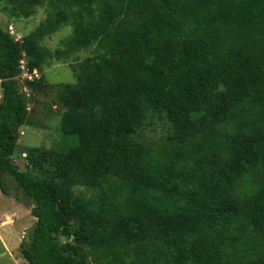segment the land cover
Returning a JSON list of instances; mask_svg holds the SVG:
<instances>
[{"label":"trees","instance_id":"obj_1","mask_svg":"<svg viewBox=\"0 0 264 264\" xmlns=\"http://www.w3.org/2000/svg\"><path fill=\"white\" fill-rule=\"evenodd\" d=\"M8 1L47 12L20 41L0 26V191L8 175L31 200L26 264H264V0ZM62 25L56 52L94 45L56 92L76 143L34 174L12 161L20 60L41 68ZM154 116L170 133L151 151L135 138Z\"/></svg>","mask_w":264,"mask_h":264},{"label":"rangeland","instance_id":"obj_2","mask_svg":"<svg viewBox=\"0 0 264 264\" xmlns=\"http://www.w3.org/2000/svg\"><path fill=\"white\" fill-rule=\"evenodd\" d=\"M12 4L8 0H0V26L9 32V26L13 28L14 38L22 37L34 30L46 18V5L36 7V10L29 17L15 16L11 10ZM71 34L70 25H62L54 33L43 38L41 44L50 52L41 68H34L37 73L32 80H40L41 85L30 92L25 86V77L19 75V81L22 89L27 93V120L18 132L19 136L14 141L16 148L12 161L22 170H29L34 174L39 171L32 170V162H42L47 168L51 162L48 156L44 154H53L58 151H64L76 143V137L65 135L60 129V118L63 112V106L56 100L57 88L60 84L74 83L76 81L75 69L77 63L84 57L91 55L94 45L81 48L70 55H64L61 51L65 46V40ZM24 64L26 60L22 59ZM1 96V87H0ZM170 133V125L164 119H158L154 116L152 121L148 122L137 131L136 142L145 149L154 151L159 149L166 137ZM36 148L35 156L29 154L30 149ZM29 155L32 160H30ZM27 156V157H26ZM41 174V172H40ZM8 187L9 195L0 191V264H10L15 256L21 257L19 253L18 239H22V233L30 228L31 217L28 209L31 208V200L17 185L14 179L8 175L3 176ZM74 192L90 194V190L84 186H74ZM12 197L19 198L16 202ZM6 215H13V224L10 220L3 218ZM3 218V219H2ZM24 228L26 230H24ZM4 231H10L13 240H6ZM64 240V238H62ZM11 241V242H10ZM13 245V252L9 249ZM22 264H26L21 260ZM93 264H96L93 262Z\"/></svg>","mask_w":264,"mask_h":264},{"label":"crops","instance_id":"obj_3","mask_svg":"<svg viewBox=\"0 0 264 264\" xmlns=\"http://www.w3.org/2000/svg\"><path fill=\"white\" fill-rule=\"evenodd\" d=\"M11 196V195H10ZM11 198H13L16 202H19V201H17L14 197H12L11 196ZM28 212H29V215H30V217H31V222H30V224L32 225L34 222H35V220H36V218L34 217V216H32L31 215V213H30V211H29V209H28ZM12 218H7L8 220H10L11 222V224H13V222H14V220H13V215H10ZM4 218V217H3ZM2 218V219H3ZM26 229H28V228H26ZM25 228H24V230H26ZM4 233V237H5V239L8 241V240H13V237L12 236H10V231H4L3 232ZM22 233H24V231L22 232ZM21 237H23V234H22V236ZM18 245L17 246H19V243H20V241H21V238L20 239H18ZM11 242V241H10ZM13 248H14V246L13 245H9V249L13 252ZM13 255H14V259L11 261V263L10 264H22V262H21V260H23L24 262H25V260L22 258V257H19V256H15V254L13 253ZM26 263V262H25Z\"/></svg>","mask_w":264,"mask_h":264},{"label":"built area","instance_id":"obj_4","mask_svg":"<svg viewBox=\"0 0 264 264\" xmlns=\"http://www.w3.org/2000/svg\"><path fill=\"white\" fill-rule=\"evenodd\" d=\"M13 28L12 26H9V33L13 34ZM19 38H15V40H18ZM20 68H21V74L28 80H32L34 75L37 73L36 69H32L31 71L28 70L26 67V63L24 64L23 60H20ZM4 218H12L10 215H6Z\"/></svg>","mask_w":264,"mask_h":264}]
</instances>
